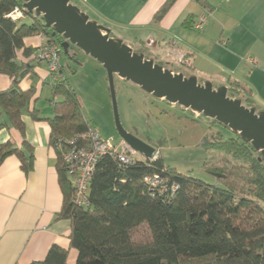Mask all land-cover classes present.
Returning <instances> with one entry per match:
<instances>
[{"label": "trees", "instance_id": "1", "mask_svg": "<svg viewBox=\"0 0 264 264\" xmlns=\"http://www.w3.org/2000/svg\"><path fill=\"white\" fill-rule=\"evenodd\" d=\"M175 1L166 0L155 20H161ZM197 1L207 6L206 0ZM16 6L24 12L22 19L9 16ZM33 35L57 43L62 58L64 39L46 27L42 16L25 9L23 0H0V74L10 79V85L0 90V130L12 127L23 134L26 110L35 120L48 121L64 194L57 215L71 221L69 249L54 244L43 261L31 264H69L70 248L78 254L73 264H264V158L237 132L231 131L228 138L216 132L203 139L206 149L220 155L217 162L205 164L220 183L178 172L160 154L132 164L104 154L90 179L89 204L75 203V186L56 144L62 139L68 145L69 139L96 127L85 119L62 63L58 76H50L47 100L52 116L42 118L32 106L35 86L24 89L22 82L35 75L36 61H43L41 43L37 47L26 43ZM227 87L228 95L256 107L246 84L232 80ZM209 121L229 129L215 119ZM23 147L10 141L1 144L0 164L6 156L17 154L22 168L29 171L34 154L27 141ZM155 174L167 178L165 191L145 182L146 176ZM140 226L148 231V237L141 240L134 236Z\"/></svg>", "mask_w": 264, "mask_h": 264}, {"label": "crops", "instance_id": "2", "mask_svg": "<svg viewBox=\"0 0 264 264\" xmlns=\"http://www.w3.org/2000/svg\"><path fill=\"white\" fill-rule=\"evenodd\" d=\"M165 1L72 3L91 19L111 28L113 36L133 46L145 43L163 52L168 68L174 72L185 74L174 69V65H180L178 60L191 69L186 75L197 74L205 78L203 82L227 86L238 80L246 84L257 109L264 110V0H206L207 6L197 0H176L164 17L156 21L154 16ZM202 14L207 19L199 31L194 22ZM40 36L28 37L26 43L37 47L42 43ZM246 58L254 59L255 64L248 63ZM42 62L36 61L35 75L24 80L22 87L35 86L36 100L32 106L46 118L53 112L51 105L50 112L40 103L43 93H48L46 85L51 93L48 65L45 70ZM61 63L65 65L62 58ZM9 85L10 79L0 74V90ZM22 118L23 134L12 127L0 130V145L10 141L15 147L24 148L23 141H27L34 154L33 167L27 172L17 154L6 156L0 164V264H31L43 261L54 244L70 247L71 221L57 215L64 194L57 171V152L50 144L49 123L45 119L35 120L27 110ZM77 255V250L70 248L68 263H75Z\"/></svg>", "mask_w": 264, "mask_h": 264}, {"label": "water", "instance_id": "3", "mask_svg": "<svg viewBox=\"0 0 264 264\" xmlns=\"http://www.w3.org/2000/svg\"><path fill=\"white\" fill-rule=\"evenodd\" d=\"M24 8L42 16L46 27L62 35L61 46L68 53L71 45L95 58L106 70L112 98L116 128L122 139L147 159L157 155V148L128 131L118 110L115 75L131 81L146 93L192 111L198 116L215 119L239 133L260 151L264 158V110L246 105L240 97L228 95L226 85L172 69L139 52L122 38L112 35L111 28L90 18L70 0H23Z\"/></svg>", "mask_w": 264, "mask_h": 264}, {"label": "rangeland", "instance_id": "4", "mask_svg": "<svg viewBox=\"0 0 264 264\" xmlns=\"http://www.w3.org/2000/svg\"><path fill=\"white\" fill-rule=\"evenodd\" d=\"M76 1L81 4V0ZM71 47H73V53L63 52L62 60L65 63L70 85L80 98L85 119L106 139L121 145L123 139L116 128L105 68L77 46L71 45ZM134 47L156 60L160 57L162 61L158 60V62L168 67L163 52L154 50L145 43L135 44ZM177 63L180 65H174L175 70L181 69L185 71V74L191 72L189 67H183L178 60ZM41 66L47 69L45 61ZM193 75L198 77L199 82L205 80L197 74ZM46 87L48 93L47 95L43 93L40 103L51 112L47 101L50 96L49 86L46 85ZM115 88L120 119L125 129L153 144L167 166L210 184L220 183L216 176L205 168L206 162L215 163L220 155L214 150L206 149L202 142L206 136L216 132H221L224 138H228L232 135L231 130L219 124H212L205 116H198L178 104L156 98L135 83L122 79L118 75H115ZM138 157L147 159L142 155ZM147 232L145 226H140L135 229L134 236L141 240L148 237Z\"/></svg>", "mask_w": 264, "mask_h": 264}, {"label": "built area", "instance_id": "5", "mask_svg": "<svg viewBox=\"0 0 264 264\" xmlns=\"http://www.w3.org/2000/svg\"><path fill=\"white\" fill-rule=\"evenodd\" d=\"M86 1V0H82ZM13 20H19L24 17L21 7L16 6L9 14ZM207 16L202 14L197 21L194 22L196 30H202L206 24ZM42 43L40 44V55L43 61L48 65L50 76L57 77V73L61 68L60 46L54 42H47L44 36H40ZM44 40V41H43ZM250 64H255L252 58H246ZM121 145H117L112 140L106 139L96 128L89 127L85 133L76 135L69 139L68 145H64L62 139H58L56 148L60 151V156L65 164V168L75 186L74 202L78 204L88 205L89 184L95 166L104 154H110L118 158L125 164H132L136 159H140V154L135 151L124 140ZM157 155L154 157L156 158ZM145 182L152 188L166 190L167 178L160 175L146 176ZM176 185L172 188L175 189Z\"/></svg>", "mask_w": 264, "mask_h": 264}, {"label": "flooded vegetation", "instance_id": "6", "mask_svg": "<svg viewBox=\"0 0 264 264\" xmlns=\"http://www.w3.org/2000/svg\"><path fill=\"white\" fill-rule=\"evenodd\" d=\"M137 51H139V50H137ZM139 52H143V51H142V50H140ZM143 53L146 55V53H145V52H143ZM146 56H148V55H146ZM149 57H150V58H152V56H149ZM153 59H154V58H153ZM154 60H155L156 62H158V60H159V61H162V60H161V59H159V58H158L157 60H156V59H154ZM158 63H159V62H158ZM157 152H158V151H157ZM158 154H159V153H158Z\"/></svg>", "mask_w": 264, "mask_h": 264}]
</instances>
